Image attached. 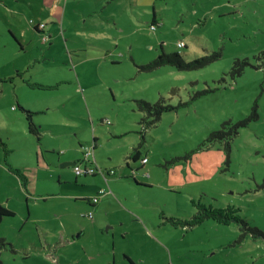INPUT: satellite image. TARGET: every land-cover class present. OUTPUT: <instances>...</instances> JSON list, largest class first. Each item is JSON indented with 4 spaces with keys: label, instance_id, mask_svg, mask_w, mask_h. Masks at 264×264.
Returning <instances> with one entry per match:
<instances>
[{
    "label": "rangeland",
    "instance_id": "obj_1",
    "mask_svg": "<svg viewBox=\"0 0 264 264\" xmlns=\"http://www.w3.org/2000/svg\"><path fill=\"white\" fill-rule=\"evenodd\" d=\"M0 204V264H264V0H0Z\"/></svg>",
    "mask_w": 264,
    "mask_h": 264
},
{
    "label": "trees",
    "instance_id": "obj_2",
    "mask_svg": "<svg viewBox=\"0 0 264 264\" xmlns=\"http://www.w3.org/2000/svg\"><path fill=\"white\" fill-rule=\"evenodd\" d=\"M35 29L38 32H41L37 28H35ZM206 63H207L206 59H204L202 61L193 62V63H187V62H185L182 55H180L179 53H174V54H164L162 56H159L150 66H146L143 68L146 69L147 71H151L153 68L156 69L158 67H162L165 65H172V66L178 68L179 70H190V69L201 68ZM137 106L141 112H144L147 116H149V118H152V120H154L153 118H157L158 119L157 121L161 120L163 113L177 109V107H174L171 105H165L163 100H160L159 102H157L155 104L149 103L145 100H139L137 102ZM22 111H25L27 113V122L29 125L30 133L35 134V135H39L40 132L38 130L37 125L33 121L32 113L28 112L25 109H22ZM227 125L228 124L225 123L223 125V129L213 133L212 137H220L222 135L227 134L225 131L227 129V127H226ZM236 128H238V126L234 127L233 129H236ZM141 134L144 135V132H141ZM142 139H144V136H142ZM96 141H97V139H95V142ZM94 149H96V147H94ZM140 156H141V152L138 149H136L135 153L132 155V159L134 161H137V160H139ZM88 202L90 203L91 199L88 200ZM13 215H14V213L12 210H10V209H8V208H6L0 204V225L3 222L4 218L10 217Z\"/></svg>",
    "mask_w": 264,
    "mask_h": 264
},
{
    "label": "built area",
    "instance_id": "obj_3",
    "mask_svg": "<svg viewBox=\"0 0 264 264\" xmlns=\"http://www.w3.org/2000/svg\"><path fill=\"white\" fill-rule=\"evenodd\" d=\"M31 23H33V26L35 28H37L39 31H42V28L45 26L43 23H34V21H31ZM179 48H183L186 46L185 42L183 41H179L178 42V45H177ZM92 155V151L90 150L88 152V154L86 155V158L81 161V162H78L76 163L73 168H74V171L75 173L77 174V176H81V175H84V176H87V175H96L98 174V169L96 167L93 166V162H91L89 160V156ZM149 160H148V157L146 156L143 160H142V164H146L148 163ZM111 193V191H107L106 189H102L101 192L99 193L98 196H95L93 199H91V201L93 203H98L100 201V196L103 195V196H107ZM88 217L90 219H93V213H89Z\"/></svg>",
    "mask_w": 264,
    "mask_h": 264
},
{
    "label": "water",
    "instance_id": "obj_4",
    "mask_svg": "<svg viewBox=\"0 0 264 264\" xmlns=\"http://www.w3.org/2000/svg\"><path fill=\"white\" fill-rule=\"evenodd\" d=\"M76 163H65V164H63L62 165V167L64 168V167H67V166H71V165H75Z\"/></svg>",
    "mask_w": 264,
    "mask_h": 264
},
{
    "label": "crops",
    "instance_id": "obj_5",
    "mask_svg": "<svg viewBox=\"0 0 264 264\" xmlns=\"http://www.w3.org/2000/svg\"><path fill=\"white\" fill-rule=\"evenodd\" d=\"M94 150H95V149H94ZM145 157H146V156H145ZM77 163H78V162H77ZM94 176H95V175H94ZM88 200H90V198H89ZM91 202H92V201H91ZM91 202H90V204L93 206L95 203L92 204ZM99 203H100V201H99L97 204H99ZM10 210H11V209H10ZM13 216H14V215H13ZM10 217H12V216H10ZM6 218H8V217H6ZM4 219H5V218H4ZM4 219H3V220H4Z\"/></svg>",
    "mask_w": 264,
    "mask_h": 264
}]
</instances>
